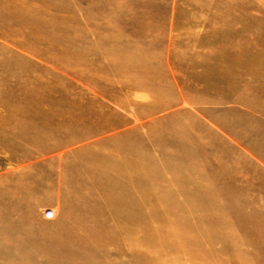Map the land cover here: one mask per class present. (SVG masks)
I'll return each instance as SVG.
<instances>
[{
    "label": "rangeland",
    "instance_id": "374dc122",
    "mask_svg": "<svg viewBox=\"0 0 264 264\" xmlns=\"http://www.w3.org/2000/svg\"><path fill=\"white\" fill-rule=\"evenodd\" d=\"M68 2L77 10V23L70 22L73 20L71 10L69 13L56 11L55 4ZM16 3L24 6V12L29 13L26 18L33 21L24 22L16 17L23 12L14 14ZM47 14L54 15L57 25L65 21L77 34L74 36L60 26L41 25L40 21H46L41 19ZM117 45L145 51L149 64L162 69L177 98L173 107L153 113L144 109L151 104V98L147 99L146 95L155 101L160 97L134 86V78H141L137 72L119 73L115 66ZM221 62L236 63L238 69L264 75V0H0V191L14 189L13 178L20 175L32 191L39 192L45 183L55 178L54 164L59 165L58 176L77 177L69 167L79 166L82 159L70 156L83 153L87 147L85 140L92 138L105 144L102 150L94 146L104 154L102 157L123 149L132 156L127 162L128 176L112 168L124 164L120 160L109 166L99 159L98 165L91 161L88 166L91 170L96 165H105L114 171L108 173L111 177L102 176L103 182L98 180L107 182L105 185L109 189L94 194L104 205L100 203L103 209L98 214L97 224L106 238L115 240L109 246L111 250L124 246L133 232L132 225L137 221H145V227L143 232L135 234L133 240L145 238L148 229L162 226L160 220L157 224L149 214L163 212L171 215L175 211L191 225L183 234L184 242L190 239L187 243L193 248L191 253L199 255L198 264H217L223 260V264H236V256L231 255L230 247L222 255L211 256V250L218 251L222 246L214 241L212 245L211 240L227 242L228 236L245 240L238 249L247 255L240 261L242 264H264L259 254L261 249L257 247L264 244V140L261 134L248 137L257 128L254 126L248 127V134L231 133L228 126H237V114L219 113L236 106L231 102L219 103L223 93H211V85L221 82L213 70V67L217 71L222 68ZM249 79V74H245L244 81ZM251 90H257L258 94L243 92L242 96L247 99L260 97L264 102V88L253 87ZM181 93L198 99L202 95L212 102L197 103L190 109L183 104ZM120 98H126L130 106L120 107ZM32 108L34 112L38 111L33 115L34 122L29 120ZM145 110H149V114ZM179 110L197 117L210 130L197 127L192 132V137H197L203 145L171 147L156 132H147L149 127L158 126V117H167ZM116 111L119 112L115 114ZM120 116L127 119L128 128L136 129L122 142L117 135L126 128L116 122V117ZM261 119L264 121V116ZM73 123H85L86 130L74 127ZM183 123L181 119L180 124ZM258 128L264 131L263 127ZM211 130L223 140V150L212 143ZM257 149L263 152H255ZM185 153L187 157L180 159ZM53 194V201L48 202L39 193L41 201L35 213L41 222L51 223L61 218V207L55 197L59 192ZM176 195L184 202L188 201L185 204L192 211L176 209L167 201ZM206 195H212L215 203L211 204ZM107 196L112 200L119 198L120 202L114 200L118 205L113 203L112 209L106 207L104 200ZM236 202L241 207L240 212ZM134 212L138 214V220L130 218ZM113 213L127 216L128 220L113 219ZM13 222L6 227L15 230ZM25 223L29 222H22ZM91 223L85 219L81 225L90 227ZM71 225L81 232L79 224ZM154 238L157 242L161 239L158 243L164 242V237ZM7 242L6 247H10ZM139 246H136L138 252Z\"/></svg>",
    "mask_w": 264,
    "mask_h": 264
},
{
    "label": "bare ground",
    "instance_id": "6f19581e",
    "mask_svg": "<svg viewBox=\"0 0 264 264\" xmlns=\"http://www.w3.org/2000/svg\"><path fill=\"white\" fill-rule=\"evenodd\" d=\"M15 5L16 7L14 10V14L20 11H23L16 15L17 18L23 20L24 22L33 21V19L26 18L29 13L24 12V10H26V9H22V7L24 6H22L19 3H16ZM73 5H74L73 3L71 4L68 2V3H65L64 5L55 4V7H56V11H59V12L69 13L71 10L72 13H70V18L73 20H70V22L73 23L74 21L75 22L77 21L75 17V13L77 10L72 8ZM115 6L113 7L115 8ZM108 9L110 10V8ZM9 11L11 12V10ZM83 11L87 13L88 17H91L88 10L83 8ZM89 11H93V10H89ZM98 12H100V10H98ZM41 20H46L45 22L40 21L41 25H45L47 23L49 27L60 26L68 33L69 32L73 33L74 36L77 34L75 30H73L72 26L67 25L65 21H62L60 23L61 25H57L58 24L57 20H55V17L53 14H47ZM115 59L117 60V62L115 63V66H116V69L119 71V73H124L128 70H132L139 74L141 78L138 79V77H136L133 80V82L136 84L134 85L135 87L144 88L143 90H146L152 95L157 94V96L160 97L158 98V100L155 101L153 97H149V95H146L147 99L151 98L150 100L151 102H149L151 104H147L146 106H144L146 107L144 109H149L150 112L153 113V112H157L160 110L169 109L175 105L173 102H176L175 100L176 97L173 93V88H172V85L169 79L166 77L165 73L162 71L160 67H156V66L149 64V58L145 51H142L139 49H133V48L131 49L129 45H122L121 47L117 45L115 48ZM221 63H222L221 66L223 67L220 68L218 71L215 70V67H213V70L216 72L221 82L217 85H211V93L220 92L224 94L223 98L220 99L219 103L225 104L227 102H231L234 105H236V106L228 107L226 109H222L219 112L225 115L226 114H229V115L237 114L238 124L235 128H233L232 126H228L229 131L231 133L246 132L248 134L250 131L248 127L254 126L257 128L253 131V133L249 134L248 137L249 136H259V134H261L262 139L264 140V131L258 128V127L264 128V121L261 119V117L264 116V102L262 101V98L260 97H254V98L247 99L242 96L243 92L244 93L254 92L258 94L257 90H251V89L253 87L264 88V75H260V74L254 75V74H251V72L248 73L246 71L238 69L235 65L236 63L235 64L229 63V62H221ZM216 68H219V67H216ZM245 74H249L250 76L249 81H244ZM254 80L256 81L255 84L253 83ZM186 89L188 88L186 87ZM194 91L201 92L203 93V95L207 94L198 89H194ZM167 96H170V97H167ZM181 96L183 97L182 98L183 104H185V106L189 107L190 109L195 107L196 106L195 104L197 103L201 104V103H209L210 101L212 102V99H208L202 95H200L199 99L188 93H186L185 95L181 93ZM24 104H27V102L26 103L24 102ZM119 105L122 108H126L127 106H130L129 103L126 102V98L124 99L120 98ZM14 108L17 109L15 106ZM24 108L28 109L26 106ZM149 110H145V112L148 113ZM34 111L35 109L33 110V108L30 111L31 117L29 118V120H32V122H34L33 120L35 119L33 115L37 114L36 112H38V111L36 112ZM118 112L119 111H116L114 113L116 114ZM83 113H81V115H83ZM212 114L214 115V113L211 111V116H213ZM84 116H87L86 113H84ZM158 118H159V120L157 121L158 126L149 127L147 132L149 133L151 132L152 134L156 132L158 137L161 140H163L167 145H171V147L180 146L183 144H187L189 146H195L199 144L201 146L203 145V142H201L197 137H192L193 130L196 129L197 127H200L204 131H210L204 124L198 121L197 117L191 115L189 112H186V110L175 111L173 113H170V115H168L167 117L163 116V117H158ZM40 119L43 120L42 117H40ZM60 119L64 120V118H60ZM116 119H117L116 122H119V124L123 128H126L123 133L117 135V139H119L121 142L126 140L130 136H132L131 134H133L134 131L136 132V129L128 128V124L127 122H125L127 120L126 118L124 117L122 118V116H120V117H116ZM181 119H183L184 121L183 124H180ZM36 120L38 121L39 119L36 118ZM78 124L73 123V126L80 130H86L85 123L81 125H78ZM111 126L113 127V125ZM158 128L160 129L158 130ZM163 134L165 135V137ZM210 135H211L212 143H214L217 146L223 147V140L220 138V136L215 131L211 130ZM91 139L87 138L85 140L87 147L85 148L83 153L76 152L75 154H71L70 156L72 159L76 157H80V160L82 159V162L80 163L79 166L69 167L70 172L77 174V177L72 178V177L62 176V175L58 176L59 168L57 167L59 165L54 164L55 168H54L53 174L55 175V178L52 180H49L48 183H45L44 186L41 187L39 192L32 191L30 189L31 187L26 185L25 182L21 180L20 175L18 176L16 175L13 178L14 179L13 183L15 186L14 189H5V191H0V264H198V262L200 261L198 257L199 255L191 253V251H193V248L189 246L187 243L188 240L190 239H186L184 242L185 237L183 234H185L186 232L185 230L190 228L191 225L189 224L188 221L181 219L178 213L176 214L175 211H173L174 213H172L171 215L167 213L166 215L163 212H152L153 215H151L152 213L149 214L150 218L152 220H157V224L159 223L158 220H160L162 223L161 227H155L152 229H148L146 231L147 237L133 240L132 238L135 237V234L138 231L143 232V229L145 227V223H144L145 221L142 222L143 221L142 220L141 223L137 221L136 225L135 224L132 225L131 229H133V232L128 237L123 247L117 246V248L114 250H111L109 248V246L112 245V243H114L115 240L111 238H106L102 231L103 229L100 228L99 225L97 224L96 219L99 216L98 214L101 213L103 209V208L101 209V205H103V203L100 202L99 199L95 198L94 194H95V191L103 192V191H106L105 189H109L105 185V183L107 182L101 183L100 181H98L102 179V176L103 177L105 176L106 178L110 176L108 175V173L110 174L112 169L108 170V168L105 165L110 166V164L113 165V163H115L116 161H119V160L123 161L124 164L121 163L122 165L120 166L113 165L114 167L112 168L114 169V171L118 169L115 172L120 171V174L121 172L122 174L124 172L125 175L128 176L129 166L127 164L129 163L127 162L130 160L132 156L128 150L123 149L122 152L118 151L117 154L111 153L110 155H107V156L105 155L104 157H102V155L104 154L101 153L99 149L102 150V148L106 147L105 144H101L100 141L95 142ZM94 146L96 147L99 146V149L94 148ZM211 148H212V145H211ZM221 149L223 150L224 147ZM255 152L257 153L259 152L261 154L263 151L261 149H257L255 150ZM166 153H168V151ZM184 157H187L186 153L182 154L180 159ZM120 158H122L123 160H121ZM99 159H102L101 163H104L105 164L104 166H97L98 165L97 160ZM76 160H79V158ZM91 161H94L97 165L96 167L90 170L88 166ZM48 169H51V168H48ZM102 182H103V179H102ZM54 191L59 192V195L55 197L61 207V218L60 220H57L51 223L41 222L39 221L35 213L36 207L41 201V197L39 196V193L43 194L46 197L48 202H51L53 201L52 198L54 196L53 194ZM132 192L134 191L132 190ZM138 196L140 197L141 195H138ZM206 196L207 198L211 199V204L215 203V199L212 195L211 197L209 195H206ZM137 198L138 197H136V199ZM130 199H133V198H130ZM114 200H116V202H120L119 198H115L112 200L110 196H107L106 200H104L105 201L104 203H106V207L108 205V207L112 209L113 203H115ZM126 200L130 202L129 199H126ZM167 201L170 204L174 205V208L176 209L183 208V209H188L192 211V208L186 205L187 203L185 204V202H188V201L184 202L183 200L179 199L177 195ZM236 205L240 212L241 207L239 208V204L237 202H236ZM133 207L134 206H132V209ZM70 209L75 210V212H72ZM105 209H108V208H105ZM215 210L217 211V208L214 209V211ZM131 211L129 212L130 214H131ZM219 211L220 210L218 209V212ZM218 212L215 214H218ZM221 213L223 214L227 212H221ZM123 215L125 216V214ZM137 216L138 214H135L134 212V214L130 218L135 219ZM120 217L126 218L127 216L122 217V215H119L117 213L113 215V219L115 218L116 220L117 219L119 220ZM226 217H228V215ZM127 218L126 220H128ZM148 218L147 220H149ZM83 219L84 220L88 219V221L92 222L91 223L92 225L90 227L81 225L82 222L84 221ZM225 219L227 221V218ZM218 220H219V215H218ZM228 220H229V217H228ZM13 221H15V224H14L15 230H12L6 227V226L9 227L10 223H14ZM23 221L29 222V223L22 224ZM219 221L221 222V220ZM226 221H223L225 222V225H227ZM152 222L154 223L155 221H152ZM71 224H79L78 227L80 228L81 232H77L76 230H74ZM154 224H156V222ZM221 224H224V223H221ZM119 227L120 226H118V228ZM229 230L231 229L229 228ZM234 231L236 230H233V232ZM229 233L231 235V232ZM153 237L155 238L164 237V242L162 244L158 243L159 241H161V239L159 240L158 238L159 241L157 242L153 240ZM226 240L227 242H225V240H222V241L211 240L212 245L214 242H219L222 245L221 249L218 251L211 250L212 258L218 255H222L230 247L229 252L230 253L232 252L231 255L236 256L235 257L236 264H240L241 263L240 261H242V259L245 260L247 258V255L245 253H242L241 250L238 251L239 247L242 244H244L245 240H241L238 237L232 238L231 236H228ZM5 241H8L6 244H10V247H6ZM139 245H141V248L139 249L140 252L136 251V246L140 247ZM231 246H232V249H231ZM68 247L70 248V250H68ZM257 247L261 249V252L259 250V254L262 255V258L264 259V244L257 245ZM211 249H213L212 246H211ZM206 260L204 261L206 262ZM216 263L223 264L224 260L223 262L217 261Z\"/></svg>",
    "mask_w": 264,
    "mask_h": 264
}]
</instances>
